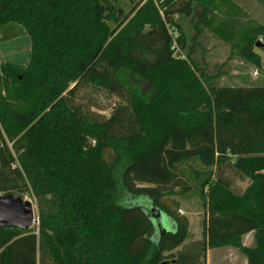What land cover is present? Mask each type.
Segmentation results:
<instances>
[{
    "label": "trees",
    "instance_id": "obj_1",
    "mask_svg": "<svg viewBox=\"0 0 264 264\" xmlns=\"http://www.w3.org/2000/svg\"><path fill=\"white\" fill-rule=\"evenodd\" d=\"M197 1L134 0L125 11L116 0H0V41L31 38L26 64H1L0 192L32 191L39 216L35 227L0 226V264H207L208 248L224 246L264 264V83L198 73L181 21ZM212 29L261 66L264 25L234 9ZM87 83L121 98L109 116L76 102ZM191 159L203 166L194 187L182 167ZM192 188L206 217L186 245L189 218L164 198Z\"/></svg>",
    "mask_w": 264,
    "mask_h": 264
},
{
    "label": "rangeland",
    "instance_id": "obj_2",
    "mask_svg": "<svg viewBox=\"0 0 264 264\" xmlns=\"http://www.w3.org/2000/svg\"><path fill=\"white\" fill-rule=\"evenodd\" d=\"M134 0H116V3L125 11H128ZM236 9L238 17L246 24L264 25V0H212L210 5L206 7L203 1H197V7L190 16H182V31L187 35V49L185 56H190L194 61L196 70L199 74H206L213 77L218 84H257L264 83V35L258 36L255 50L261 57V66L257 67L247 63L239 56L232 53L231 44L220 38L214 31V25L218 24L222 19L232 18V12ZM175 34L179 31H175ZM24 35V36H23ZM27 37L29 34L22 33L18 37ZM17 37V36H15ZM14 38V37H13ZM23 42V38L20 40ZM25 43L21 44L20 52H24ZM29 53V51H28ZM23 57V56H22ZM1 72V68H0ZM121 98L116 94L110 93L103 88L96 87L90 83L82 85L76 94V102L86 109H91L99 116H109ZM184 169V177L190 185L194 187L196 180L194 171L203 169L199 161L194 159L182 163ZM228 175L232 178L234 186L238 189H244L248 184V180H240L233 170H228ZM177 187L176 189H179ZM0 194H4L0 192ZM24 199L30 200L35 206V217L38 222L32 226H38L39 216L37 199L32 191H27L23 195ZM168 203L178 204V211L188 216L190 221L189 237L185 244L189 245L196 239L202 237L203 221L206 217V209L203 205L201 196L192 188L186 194H172L164 198ZM177 206V205H176ZM159 211L154 212L156 218L159 217ZM163 231L168 230L165 224H161ZM224 251L222 247H214L210 249L213 255L208 262L210 264H228L227 261L220 260V253ZM236 264H240L239 260Z\"/></svg>",
    "mask_w": 264,
    "mask_h": 264
},
{
    "label": "crops",
    "instance_id": "obj_3",
    "mask_svg": "<svg viewBox=\"0 0 264 264\" xmlns=\"http://www.w3.org/2000/svg\"><path fill=\"white\" fill-rule=\"evenodd\" d=\"M23 36L22 37L17 36L14 38H10V39L0 41V68H1V64L4 61H10V62L17 63V64H26L28 62L29 57H30L31 38L28 41L27 37H23ZM21 38H23V42L25 43L24 47H22V48H24V49L27 48V53H26V50L22 53L20 52L21 44L23 42L21 43L18 40H20ZM28 51H29V53H28ZM156 219L158 220L160 227H162L161 224H166V223H163L161 221V218H159V219L156 218ZM167 222L171 226L170 221L167 220ZM253 233L254 232L251 231V232L246 233L243 236V241L246 245H253L255 243ZM212 248H214V247H212ZM222 248H224V251H222L220 253V257H219L220 260L227 261L228 264H236L238 262L237 260H239L240 264H248V261H247V258L245 257V255L242 254L237 248H234L231 246H224ZM210 249L211 248H208V251H207V264H210V262H211L210 257L211 258L213 257V255L210 254L211 253ZM209 255H210V257H209ZM208 259L210 262H208Z\"/></svg>",
    "mask_w": 264,
    "mask_h": 264
},
{
    "label": "water",
    "instance_id": "obj_4",
    "mask_svg": "<svg viewBox=\"0 0 264 264\" xmlns=\"http://www.w3.org/2000/svg\"><path fill=\"white\" fill-rule=\"evenodd\" d=\"M159 213L161 221L166 223L165 228L170 229L167 216L162 211ZM36 222L38 218L35 217V206L30 200L13 193L0 194V226L27 228Z\"/></svg>",
    "mask_w": 264,
    "mask_h": 264
}]
</instances>
